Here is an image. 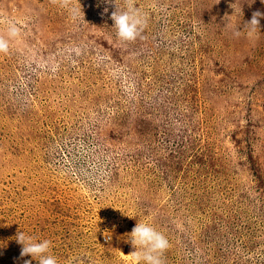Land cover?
<instances>
[{
  "label": "rangeland",
  "instance_id": "1",
  "mask_svg": "<svg viewBox=\"0 0 264 264\" xmlns=\"http://www.w3.org/2000/svg\"><path fill=\"white\" fill-rule=\"evenodd\" d=\"M134 6L126 42L114 2L0 0V264H39L18 231L58 264H133L137 223L164 264H264V0Z\"/></svg>",
  "mask_w": 264,
  "mask_h": 264
},
{
  "label": "clouds",
  "instance_id": "2",
  "mask_svg": "<svg viewBox=\"0 0 264 264\" xmlns=\"http://www.w3.org/2000/svg\"><path fill=\"white\" fill-rule=\"evenodd\" d=\"M53 2L67 6L70 0H53ZM107 2H114L116 5V10L112 12L111 19L114 21L113 26L117 29L118 38L126 42H134L138 38H142V33L146 28V20L134 6V0H125L126 9L119 12L117 11V0H107ZM107 11L108 9L105 8V12ZM261 16H264V13L254 12L251 20L245 22L244 27L249 29L248 34L250 36L260 30L259 18ZM17 34L18 30L15 27L9 29L10 36L14 37ZM235 34L238 36L240 30H237ZM8 48V41L0 36V52L6 53ZM111 238V233L105 232V240L110 241ZM15 239L18 244L22 245L21 257L30 255L39 264H58L56 258L50 254V241L37 242L35 238L26 235L23 231H18ZM127 242H130L135 249L131 253L133 264H164L162 257L170 247L169 240L163 233L144 223L136 224L131 233L128 234ZM24 264H32V260H26Z\"/></svg>",
  "mask_w": 264,
  "mask_h": 264
},
{
  "label": "trees",
  "instance_id": "3",
  "mask_svg": "<svg viewBox=\"0 0 264 264\" xmlns=\"http://www.w3.org/2000/svg\"><path fill=\"white\" fill-rule=\"evenodd\" d=\"M188 114H190V113L182 114V112H181V115H185L184 116V120H185L186 123H188ZM212 157L215 159V156H212ZM212 163H214V161H212ZM227 214H228V212H227ZM196 230H197V228H196ZM197 231H200V230H197Z\"/></svg>",
  "mask_w": 264,
  "mask_h": 264
}]
</instances>
